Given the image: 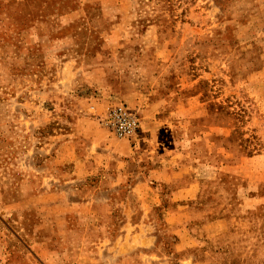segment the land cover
I'll use <instances>...</instances> for the list:
<instances>
[{"label": "rangeland", "instance_id": "1", "mask_svg": "<svg viewBox=\"0 0 264 264\" xmlns=\"http://www.w3.org/2000/svg\"><path fill=\"white\" fill-rule=\"evenodd\" d=\"M118 105L159 172L70 202L54 155L123 141L102 121ZM131 212L155 264H264V0H0V264H98L82 230Z\"/></svg>", "mask_w": 264, "mask_h": 264}, {"label": "crops", "instance_id": "2", "mask_svg": "<svg viewBox=\"0 0 264 264\" xmlns=\"http://www.w3.org/2000/svg\"><path fill=\"white\" fill-rule=\"evenodd\" d=\"M77 139L78 137L75 136L70 143L60 147L57 154L54 155L53 163L55 167L53 172L59 185L63 187L66 185L68 188L72 187L77 190L75 193L73 192L75 198L70 199V202H76V204H81L82 206L91 205L90 207L92 208L94 204L100 203L93 198L96 190L100 189V187H120L123 178L132 176L127 171L128 167L132 164L138 167L139 172H135L133 176H136V180L138 179L140 183L147 181V176L149 180L150 177L152 179V175H157L159 172V170L156 171L154 169L153 171L148 169L149 158L152 157L146 152L147 150L138 151L137 145L133 147L124 140L115 141L107 137L105 143L103 142L102 144L100 142V144L94 146L83 142L86 147L80 149V140ZM99 146L101 147L98 148ZM66 148L70 149V151ZM93 148L98 149L92 150ZM61 151H68V154L65 156L66 160L64 161L60 158ZM99 173L101 178L99 181H94L91 176ZM86 192L90 193L89 197L87 196L88 194L84 196ZM76 198L78 200L74 201ZM108 202L112 203L109 199L104 201V203ZM119 204L123 205L124 203ZM109 215H101L96 219L100 224L103 223V226L98 223L96 228L82 230L84 237L95 235L99 238L96 244H92L86 248V252L90 251L95 255L98 254V264H107V262L112 260H114L115 264L116 262L118 264H155V254L162 252L163 244H158L156 235L153 233V225H151L153 217L151 214L144 212L140 215H134L131 212L125 221L126 224L121 227L120 223L118 229L115 230L107 227L109 224L114 223V216L112 214ZM72 233L70 230H66V233L60 232L58 235L70 236ZM183 238L184 236H181L178 246L183 244ZM88 244L90 245V243ZM103 254L111 257L108 259L105 257L103 260Z\"/></svg>", "mask_w": 264, "mask_h": 264}, {"label": "built area", "instance_id": "3", "mask_svg": "<svg viewBox=\"0 0 264 264\" xmlns=\"http://www.w3.org/2000/svg\"><path fill=\"white\" fill-rule=\"evenodd\" d=\"M102 121L118 140L132 138L139 129L136 115L122 105L110 108Z\"/></svg>", "mask_w": 264, "mask_h": 264}]
</instances>
